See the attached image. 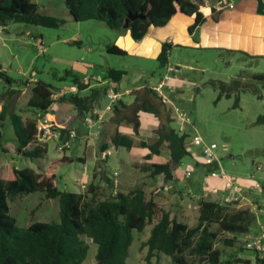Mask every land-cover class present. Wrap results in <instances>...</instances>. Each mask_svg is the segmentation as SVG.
Here are the masks:
<instances>
[{
    "label": "trees",
    "instance_id": "obj_1",
    "mask_svg": "<svg viewBox=\"0 0 264 264\" xmlns=\"http://www.w3.org/2000/svg\"><path fill=\"white\" fill-rule=\"evenodd\" d=\"M254 1L257 14L264 15V0ZM64 3L75 21H102L114 30H130L133 39L139 41L151 27H165L178 13L194 16L195 22L189 27L192 34L202 21L204 0H64ZM39 10L35 0H0V25L5 27L8 23H23L57 28L61 24L56 18L42 15ZM129 14L141 15L142 18L130 21L125 28ZM171 48L170 43L162 45L157 58L160 68L169 65ZM106 52L110 55H127L124 49L115 44L107 45ZM125 74L114 68L107 70V78L115 84H119ZM67 75L72 76L73 84L78 89L76 94L57 97L50 85L36 80L30 85V97L24 107L12 111L8 117L6 109H0V128L9 119L16 137L17 156L41 160L47 155L48 145L36 142L38 114L48 115L54 104L67 102L73 104L78 111L77 116L83 118L93 109L97 95L104 93L106 96V87L92 89L89 95L81 96L80 92L89 87L88 83L71 72H67ZM0 79L9 86L3 94L6 98L17 93L10 90L14 85L25 87L30 84L29 81L13 80L1 64ZM257 83H264V73L254 74L249 79L240 74L230 82L211 81L209 84L219 90L215 103L223 97H234L232 108L238 109L241 93L251 92L262 99ZM134 95L135 100L130 104L123 101L115 104L112 120L117 125H132L134 135L138 136L141 113L156 117L160 122L154 131L156 141L148 143L141 140L139 145L149 151L144 157L145 161L159 155L163 147L169 151L170 159L162 164L144 162L138 168L150 178L162 175L165 182L173 181L175 168L191 155L187 149L189 135L180 134L172 126L174 111L162 102L152 88L145 86L135 91ZM255 124H264V114L257 117ZM66 129L65 126L61 129L63 136ZM4 138L0 129V152L7 155L9 151L4 147ZM109 144L131 150L135 141L117 131L107 135L99 152L107 149ZM71 161V158L63 157L52 162L46 170L12 167L5 174H0V264H83L89 251L85 239L97 246V264H128L134 242L133 232L142 233L149 225L152 228L144 243L148 250V264H151V258L160 254L170 257L171 264L243 263L232 256L224 259L222 250L215 245L220 240L225 246L232 247L241 236L248 235L254 221V216L249 212L230 211L227 205L219 201L203 199L199 203L197 224L191 227L172 216L154 198L148 197L143 185L126 193L116 191L106 198H100L93 185L89 187L91 197L81 192L61 190L57 186L56 168ZM34 192H43L46 199L59 200L60 220L34 222L20 228L10 214L9 202L17 196ZM255 254V262L264 264V256Z\"/></svg>",
    "mask_w": 264,
    "mask_h": 264
},
{
    "label": "rangeland",
    "instance_id": "obj_2",
    "mask_svg": "<svg viewBox=\"0 0 264 264\" xmlns=\"http://www.w3.org/2000/svg\"><path fill=\"white\" fill-rule=\"evenodd\" d=\"M215 2L216 0H204L202 8L210 11V7ZM35 3L39 6V12L42 15L56 18L61 24L57 28L23 23H8L5 27L0 25V64L7 75L16 82H30V79L42 81L50 85L57 96L61 91L70 94L76 89L72 76H68L67 72L80 78L100 76L101 79H107V70L110 67L124 70L126 76L121 82L123 91L135 90L142 85L157 86L159 80L166 74V68H160L159 62L155 60L107 54L105 46L114 43L120 32L108 27L102 21H75L66 8L64 0H35ZM169 64L181 69L176 77L179 78L182 85L173 88L166 86L162 92L173 102L174 108L181 109L189 117L196 133L202 137L205 143L217 145L218 163L220 164L219 168L216 165H206L203 162L200 148L189 145L191 155L184 158V163L192 165L194 173L189 181L187 179L181 181L180 187L186 190V193H190V196L202 198L205 195L203 184L215 185V178L211 177V172L219 169L236 180L257 183L261 192L258 189L252 190L254 192L251 198L254 199L253 204H260L257 211L264 209V124H255L257 117L264 114V83H257L262 99H258L251 92L241 93L238 109L232 108L234 97L229 99L223 97L215 103L219 90L209 84L211 81L230 82L240 74L249 79L254 74L264 73V59H253L249 62L248 59L241 56L230 55L222 51L172 47L169 51ZM169 74L173 76V73ZM187 81L194 84V87L186 89ZM91 84L95 85L92 82ZM30 87L28 85L24 92L6 98L3 94L9 86L3 79H0V109H6L8 115L12 111L24 107L30 96ZM181 90H184L187 95L184 101L179 96ZM88 92L81 93V95H87ZM130 96L133 94L131 93ZM99 98L104 103L103 107L99 108L102 110L109 101L104 93L99 94ZM54 105L56 107L53 112L68 113L71 107L72 110H75L74 113H77L71 103ZM61 113H57L58 119L55 121L67 128H75L77 138L71 141V148L64 152L56 149L55 141L48 142V153L41 160H30L16 155V141L11 139L13 128L10 123L5 126L4 122L0 129L5 136L4 147L9 152L7 155L0 152V174H5L12 167L46 170L52 162L69 157L72 159L70 163H62L56 168L57 186L61 190L81 192L87 197H91L89 187L93 185V190L98 193L100 198L108 197L110 188L120 177V174L110 170H105L102 174L97 171L99 161H94L92 147L97 148L100 135L92 137V146H86L88 158L92 157L93 159L90 161H94V164L88 166L86 165L87 159L85 162L81 160L84 158L83 150L85 149L83 140H79L85 133L82 120H74L73 127H71L70 121L66 122L65 116ZM143 117L147 124L143 129L145 137L140 139L152 143L153 139L150 133L155 119L145 114ZM175 122L176 120L172 122L173 127L179 128ZM105 123L101 128H95L94 131L103 132ZM128 127L131 128V126ZM142 151L138 139H136L134 150H122L124 159L135 164L129 168H123L125 175L131 182H137L138 187L146 182V179H149L138 168L145 162L141 154L144 153ZM163 151L164 153L159 157V161L162 162L166 158V149ZM117 155V152L114 151L111 159ZM98 156L99 153L96 151V157ZM109 159L110 156L106 161ZM118 165L117 167L122 168ZM111 168L114 170L115 167L111 166ZM187 173L190 174V171ZM192 178H198L197 186H191ZM239 186L241 185L239 184ZM174 194L170 189L164 192L160 190L156 193L155 198L157 201H161L160 203H163L171 215L180 222L191 227L195 226L198 220V210L194 209L192 205L188 212H184L182 208L176 206V204L179 205L180 200L173 198ZM242 196L244 198L241 202L245 199L244 190H242ZM206 199L222 202L216 196H209ZM241 202L226 205L230 211H238ZM9 207L10 214L16 219L17 226L20 228H26L34 222H57L60 220L59 200L46 199L43 192L17 196L9 202ZM261 219L264 222L263 216ZM151 228L152 225H149L142 233L133 232L134 242L130 248L128 264H148L146 261L148 250L144 243L150 235ZM248 237L247 235L241 236L232 247L225 246L219 240L215 247L222 250L224 259L232 256L243 261L242 264H245L244 262L255 264V252L245 248L244 239ZM85 241L89 245V251L83 264H97L95 258L97 246L89 239H85ZM171 263L172 259L163 254L151 258V264Z\"/></svg>",
    "mask_w": 264,
    "mask_h": 264
},
{
    "label": "crops",
    "instance_id": "obj_3",
    "mask_svg": "<svg viewBox=\"0 0 264 264\" xmlns=\"http://www.w3.org/2000/svg\"><path fill=\"white\" fill-rule=\"evenodd\" d=\"M235 4L236 5L233 10H223L220 12L212 11L211 10L213 9L212 6L210 7V11H207L201 8V12L203 14L202 21L196 27V29L194 30L192 34L189 33V27L192 26L195 22L194 16H186L181 13H178L171 19V21L165 27H160V28L151 27L149 31L145 34V36L139 41H135L133 39L130 30H127V29L117 30L120 33L117 39L115 40V42L111 44H115L118 47L124 49L127 52L126 56H136V57H141L144 59L155 60L156 62H158L157 58L161 51L162 45L167 42L170 43L171 47H185V48L222 51L230 55L241 56L244 59H248L249 62L252 61L253 59H258V58L264 59V15L257 14L256 2L254 0H235ZM168 67H172L175 69V71L172 72L173 76L169 74L170 72L168 70ZM110 68H114V67H110ZM165 68H166V74L164 75V77L166 75H170L171 79L168 82H166L164 88L166 86H170L173 88L175 86L180 85L181 83L178 80L179 78L176 77V75L181 72V69L179 67H173L170 64ZM114 69H117V68H114ZM118 70H121V69H118ZM125 76H123V78ZM164 77L159 80L157 86L161 83ZM83 78L84 77H82V79ZM34 82L35 80L30 79L29 86L32 85ZM121 82L119 84H116L117 85L116 89L117 91H121L125 94L115 104H117L119 101H123L125 104L132 103L135 100V95H134L135 91L145 87V85H142L140 87H137L135 90L127 89L126 91H123L121 89ZM88 85L89 87L83 90L82 92H80V95L81 93H84L86 91L87 92L89 91L87 94L89 95L92 89L100 88L101 86V85H93L90 83H88ZM27 86L25 87L23 86L24 88L11 87L10 90H15L19 94L20 92H24ZM146 86H149L152 89L156 87V86H151V85H146ZM192 86L194 87V84H192L189 81L186 82V89H189ZM131 93L133 94V96H130ZM179 93H180L179 96H181L180 99L184 101V98H187L185 91L181 90V92L179 91ZM27 101L25 102V104L27 103ZM169 102L168 103L163 102V103L166 104L169 108H171L174 111L173 102L171 100H169ZM103 105H104L103 101L97 95L95 98L93 109L87 112L85 116L93 112L94 110H99V108L103 107ZM54 107H56V105H53L51 107V112L47 116L51 119L57 120L58 119L57 113H61V112H53ZM69 111L70 112L68 113H61V115L63 114L65 116L66 122H68L69 120L70 121L69 125L73 127L72 123L74 122V120H76V117L77 119H80V120H82V117L77 116L78 115L77 109H76V112H77L76 114L74 113L75 110H72L71 107ZM143 114L150 115L146 113H141L140 115L141 127L139 130V135L135 136L132 125L124 124V123L117 125V123L113 122L112 120L114 117V108H113V111L110 114L109 118L106 119L103 132H101V135L99 137L100 140H99V144L97 148L92 147L94 149V152L92 155L94 158V161L95 162L99 161L97 163V171L101 172L102 174L105 170H110V171H113L114 173L120 174V177L116 179V181L114 182L113 188H110V195L112 193H115L116 191L126 193L138 187L137 182L135 181L131 182L130 179H127L125 175V171L123 170V168H129L131 165L134 166L135 164L129 163L127 160L124 159L122 155L123 154L122 150L124 148H116L112 144H109L108 148L113 149V151L117 152L118 155L112 159L110 156V159L108 161L106 160L101 161L99 157H96V151H98L99 153L100 147L102 143L104 142V140L106 139L108 134L115 133L117 131L120 132L121 134L127 135L134 139L135 145L129 151L134 150L136 147V139H138L140 143L141 141L140 138L145 137L143 135V133L145 132L143 131V129H145V126H146L145 124H147V122L144 121L145 118L143 117ZM150 116L154 117L153 115H150ZM174 118H175V115H174ZM154 119L155 121L152 123L153 127L151 128V133H150L153 139V142H155L157 139V135L155 134L154 131L159 127V124H160L159 120L156 117H154ZM176 122L179 128H175V129L178 131L180 130V128L183 127L186 130V133L189 135L188 142H187V149L191 153L189 142H190V137L194 133H196L194 126L188 123H180L177 120ZM9 123H10L9 119H6L5 126H8ZM128 126H131V128H129ZM84 134L83 136L79 138V140L81 139L83 140L84 145H85V149L83 150L84 158L82 159L83 160L82 162H85V159H87L86 165L89 166L90 164L91 165L94 164V161H90L93 158L92 157L88 158L87 156V149H86L87 145L84 141ZM11 139L16 141L14 130H13V134L11 135ZM164 149H166V147H163L161 149V153L159 155L153 156L151 160L149 161H145V160L144 161L148 163H157V164L168 162L170 159V153L167 149L165 151V154H166L165 161L163 162L159 161V157L164 153L163 151ZM141 151L144 152V153H141L143 155V158L149 153L147 149L142 148V147H141ZM118 164L122 168L117 167ZM111 166L115 167L114 170L111 168ZM187 171H190V174H188ZM192 173H194V168L190 164L185 165L184 159H183L180 165L177 166L174 170L173 181L165 182L162 175L156 176L155 178H150L147 173H144L146 176H148L149 179H146V182L141 184V186L142 185L145 186L147 196L154 198L156 201L157 199L155 198L156 197L155 195L160 190H163V192L169 189L171 191L173 190L175 194L172 197L178 198L180 200L179 205L176 204V206H179L180 208H182L184 212H188L189 208L192 207L193 205L194 209L198 210L197 212L199 216V203L201 200L206 199V197H209V196H216V198L222 199L225 195H228V192H224L225 182L219 179L213 178L216 183L215 185L207 186L206 184L205 185L203 184V187L205 189V195L202 198H196V197L190 196V193H186V190L180 187V182L185 179L189 181V179L192 177ZM234 180L236 181L237 184L239 183L241 187H243L244 195H245V199L241 202L238 209L247 211L249 212V214L254 216V221L252 222L250 226V232L248 233L247 236L259 235L262 232V226H264V222H262V219H261L262 216L264 217V209L257 211V207H260V204L259 205L253 204L254 199L251 197L254 191L247 188L248 185L253 184V182L248 181V180H236V179ZM198 183H199L198 178L197 179L192 178V182L190 184L191 186H197ZM215 189L217 190V192H214ZM183 196L185 197L183 198ZM208 200H211V199H208ZM255 200H258V199L255 198ZM162 206L165 210H167V207L164 206L163 203H162ZM255 264L257 263L255 262Z\"/></svg>",
    "mask_w": 264,
    "mask_h": 264
},
{
    "label": "built area",
    "instance_id": "obj_4",
    "mask_svg": "<svg viewBox=\"0 0 264 264\" xmlns=\"http://www.w3.org/2000/svg\"><path fill=\"white\" fill-rule=\"evenodd\" d=\"M235 0H216L215 4L212 6L215 12H220L223 10H233L235 8ZM169 43V42H167ZM170 73L174 72L175 69L172 67H168ZM171 79L170 75H166L161 83L154 87V91L158 94L161 100L164 103H168L169 100L162 92L166 82ZM85 83H94L95 85H101L107 88L106 98L108 99V104L102 110H94L93 112L89 113L88 115L82 118V125L85 128V136L84 140L86 145L92 146L91 143L92 137L101 135V131H94L95 128H101L106 121L108 115H110L113 111L115 103L120 100L125 93L121 91H117L116 84L111 79H101L100 76L97 77H90L85 76L83 79ZM71 92L70 94H76L78 89ZM67 95V92L61 91L58 93L57 97H62ZM170 103V102H169ZM174 115L175 119L180 123H188L193 126L189 117L178 108H174ZM37 118V133H36V142L40 144H47L50 141H55L56 149L60 152H64L71 148V141L77 138L76 129H71L68 127L66 130V134L63 136L61 129L63 125L55 121L54 119L49 118L47 115L38 114ZM180 134L186 133V130L182 127L178 130ZM189 145H194L200 148L201 156L203 162L206 165H216L218 168L220 164L218 163V155H217V145L214 143L207 144L203 141L202 137L197 133H194L190 137ZM113 149L108 148L101 152H99V159L101 161H105L109 156L113 154ZM260 168V167H258ZM211 177L215 179H219L225 182V191L228 192V195H225L221 199L222 204H233L236 202H241L244 198L242 196L243 187L237 185L236 181L224 173L222 170H216L211 172ZM248 189L255 190L258 189L261 191L259 185L257 183L249 184ZM214 192H217L215 189ZM245 248L255 253H258L261 257L264 256V226H262V232L258 236H249L248 238L244 239Z\"/></svg>",
    "mask_w": 264,
    "mask_h": 264
},
{
    "label": "water",
    "instance_id": "obj_5",
    "mask_svg": "<svg viewBox=\"0 0 264 264\" xmlns=\"http://www.w3.org/2000/svg\"><path fill=\"white\" fill-rule=\"evenodd\" d=\"M141 15H133V14H129L128 16V20L126 21V24H125V28H127L129 26V22L130 21H134L136 19H141Z\"/></svg>",
    "mask_w": 264,
    "mask_h": 264
}]
</instances>
